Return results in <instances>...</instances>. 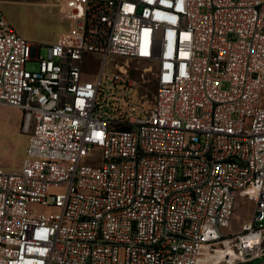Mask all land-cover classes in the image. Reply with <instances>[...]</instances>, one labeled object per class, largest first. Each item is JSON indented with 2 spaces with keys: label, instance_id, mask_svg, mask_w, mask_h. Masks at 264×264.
<instances>
[{
  "label": "built area",
  "instance_id": "2783aa9c",
  "mask_svg": "<svg viewBox=\"0 0 264 264\" xmlns=\"http://www.w3.org/2000/svg\"><path fill=\"white\" fill-rule=\"evenodd\" d=\"M59 1L72 26L45 55L0 9V106L28 136L0 169V264L261 257L264 0ZM239 198L252 217L228 233Z\"/></svg>",
  "mask_w": 264,
  "mask_h": 264
},
{
  "label": "rangeland",
  "instance_id": "374dc122",
  "mask_svg": "<svg viewBox=\"0 0 264 264\" xmlns=\"http://www.w3.org/2000/svg\"><path fill=\"white\" fill-rule=\"evenodd\" d=\"M59 0H0V9L12 24L15 30L29 42L40 44L41 53L45 55L46 45L56 43L58 36L66 32L72 26L62 16V8ZM100 65L88 63L85 65L86 75L93 74ZM36 62H29L28 69L37 68ZM132 67L143 69V65L132 63ZM109 71V69H107ZM111 74V73H110ZM147 78V77H146ZM112 75L109 76L106 94H110ZM140 87L130 89L129 98L134 101L140 94L146 95L149 101L155 91L153 81L140 84ZM113 86V85H112ZM103 88H105L103 86ZM139 88V89H138ZM261 107L264 108V90L261 97ZM22 113L8 107H0V169L8 172L21 170L22 162L26 157L28 136L22 132ZM62 189L58 190L61 191ZM253 212V204L246 198H239L228 233H237L243 223L250 222ZM232 252V250H230ZM218 259L224 258V253L218 251ZM247 264V263H243ZM252 264H264V248L261 257L255 259Z\"/></svg>",
  "mask_w": 264,
  "mask_h": 264
},
{
  "label": "bare ground",
  "instance_id": "6f19581e",
  "mask_svg": "<svg viewBox=\"0 0 264 264\" xmlns=\"http://www.w3.org/2000/svg\"><path fill=\"white\" fill-rule=\"evenodd\" d=\"M220 252H222V253H224V255H225V253L226 252H224V251H222V250H219ZM230 253L233 255L234 253L233 252H231L230 251ZM229 254V252H227V254L226 255H228ZM219 260H221V259H218V253H216V254H211V255H208L207 256V261L208 262H213V263H216L217 261H219Z\"/></svg>",
  "mask_w": 264,
  "mask_h": 264
},
{
  "label": "crops",
  "instance_id": "0c3cea01",
  "mask_svg": "<svg viewBox=\"0 0 264 264\" xmlns=\"http://www.w3.org/2000/svg\"><path fill=\"white\" fill-rule=\"evenodd\" d=\"M59 37V36H58ZM0 107H6V106H0ZM8 108H10V107H8ZM12 109H14V108H12ZM15 110H17V109H15ZM18 112H20L19 110H17ZM21 113V112H20ZM22 122V121H21ZM28 146V145H27ZM25 159V158H24ZM24 161V160H23ZM22 165H23V162H22ZM21 168H22V166H21Z\"/></svg>",
  "mask_w": 264,
  "mask_h": 264
},
{
  "label": "water",
  "instance_id": "95a60500",
  "mask_svg": "<svg viewBox=\"0 0 264 264\" xmlns=\"http://www.w3.org/2000/svg\"><path fill=\"white\" fill-rule=\"evenodd\" d=\"M247 264H252V262H249V263H247Z\"/></svg>",
  "mask_w": 264,
  "mask_h": 264
}]
</instances>
